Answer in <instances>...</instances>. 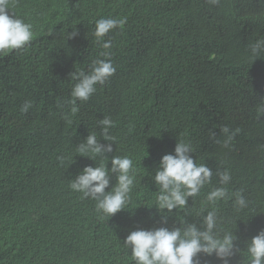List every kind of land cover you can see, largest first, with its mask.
I'll use <instances>...</instances> for the list:
<instances>
[{
	"label": "trees",
	"instance_id": "obj_1",
	"mask_svg": "<svg viewBox=\"0 0 264 264\" xmlns=\"http://www.w3.org/2000/svg\"><path fill=\"white\" fill-rule=\"evenodd\" d=\"M12 3L10 15L30 23L34 35L24 48L0 53V264H134L123 245L131 231L199 228L213 210L217 230L236 237L229 264H247L246 242L264 230V52L254 57L249 47L264 39V0ZM100 18L126 23L98 42L92 32ZM105 51L115 74L72 113L70 74L87 72ZM27 101L32 107L22 113ZM104 117L115 137L107 155L129 157L135 172L125 208L109 218L69 187L100 162L78 155L76 145L93 132L109 143L100 136ZM180 141L213 176L186 207L167 212L156 205L151 177ZM224 171L231 180L220 185ZM114 183L113 176L105 191ZM221 186L241 192L248 206L237 211L234 197L210 204L207 194ZM196 259L222 264L214 254Z\"/></svg>",
	"mask_w": 264,
	"mask_h": 264
},
{
	"label": "clouds",
	"instance_id": "obj_2",
	"mask_svg": "<svg viewBox=\"0 0 264 264\" xmlns=\"http://www.w3.org/2000/svg\"><path fill=\"white\" fill-rule=\"evenodd\" d=\"M213 3L216 0H212ZM12 0H0V53H11L13 50L24 48L33 38L32 25L23 19L10 15L13 7ZM125 19L100 18L95 22L92 35L101 41L105 35L115 28H122ZM76 35L73 31L68 38ZM104 49L111 48V41L102 44ZM254 57H259L264 52V39H258L250 46ZM106 59H95L91 62L87 72L80 70L71 73V78L76 81L71 89V99L68 103L72 106L71 112L79 109L77 101L86 102L95 93L97 85H104L116 72L110 53H101ZM32 107L31 101L25 102L20 111L27 113ZM60 107V105H58ZM264 114V100L259 109ZM100 136L109 143L98 142L95 132L76 145V152L82 157H87L99 163L96 166H85L80 173L71 180L70 189L82 194L83 198L96 201V210L108 218L125 208L129 194L134 184L133 161L127 156H111L112 143L115 137L110 135L113 121L104 117L98 121ZM222 131L228 134L231 140L234 133L227 127ZM238 131V130H237ZM214 135V134H213ZM228 141H225L227 146ZM190 144L180 141L175 144L174 154H165L161 157L155 175L151 177L158 188L156 205L160 210L172 212L173 209L186 207L189 197L197 196L201 189L211 182L213 171L205 164H197L190 155ZM63 162V157H58ZM111 167H106L109 162ZM113 176L115 183L109 188ZM220 185H226L231 180L228 171L218 172ZM234 197L233 204L237 211L248 206V202L241 192L229 193L227 188L221 186L211 190L206 200L215 204L219 200ZM161 223H167V216L161 217ZM202 226L187 223L185 227H158L149 230L137 229L131 231L123 241V245L130 252L134 264H199L196 259L198 254L215 255L222 264H229L231 257L239 251L234 244L236 237L233 232L220 233L218 229V216L216 211H208L203 216ZM247 264H264V230H261L246 242Z\"/></svg>",
	"mask_w": 264,
	"mask_h": 264
}]
</instances>
